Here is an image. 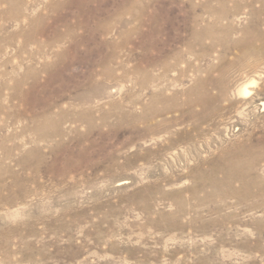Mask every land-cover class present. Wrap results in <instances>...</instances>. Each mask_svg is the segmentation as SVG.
I'll return each instance as SVG.
<instances>
[{
    "label": "rangeland",
    "instance_id": "obj_1",
    "mask_svg": "<svg viewBox=\"0 0 264 264\" xmlns=\"http://www.w3.org/2000/svg\"><path fill=\"white\" fill-rule=\"evenodd\" d=\"M262 137L264 0H0V264H264Z\"/></svg>",
    "mask_w": 264,
    "mask_h": 264
},
{
    "label": "bare ground",
    "instance_id": "obj_2",
    "mask_svg": "<svg viewBox=\"0 0 264 264\" xmlns=\"http://www.w3.org/2000/svg\"><path fill=\"white\" fill-rule=\"evenodd\" d=\"M244 95H249V89L247 87L244 88V91H243ZM210 101V100H209ZM197 104V103H195ZM263 138V137H262ZM264 139V138H263ZM262 143H264V140L262 141ZM248 154L249 155H252L254 156V158L256 157L257 155V150L256 149H253V148H250L247 150ZM255 160V159H254ZM253 160V161H254ZM233 165V164H232ZM251 169V165L249 166H246L245 169H240L239 170V174H241L242 178H243V183H244V187L247 186L249 187V185H256V186H260L262 190H264V178L261 177L260 175H255V173L251 172L250 171ZM248 174L250 176H253L251 179H246V177L248 176Z\"/></svg>",
    "mask_w": 264,
    "mask_h": 264
}]
</instances>
